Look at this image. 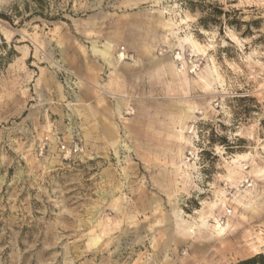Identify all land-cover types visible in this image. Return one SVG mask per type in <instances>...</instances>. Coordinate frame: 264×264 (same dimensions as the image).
Wrapping results in <instances>:
<instances>
[{"label":"rangeland","instance_id":"rangeland-1","mask_svg":"<svg viewBox=\"0 0 264 264\" xmlns=\"http://www.w3.org/2000/svg\"><path fill=\"white\" fill-rule=\"evenodd\" d=\"M258 253L264 0H0V264Z\"/></svg>","mask_w":264,"mask_h":264},{"label":"bare ground","instance_id":"bare-ground-1","mask_svg":"<svg viewBox=\"0 0 264 264\" xmlns=\"http://www.w3.org/2000/svg\"><path fill=\"white\" fill-rule=\"evenodd\" d=\"M182 20V19H181ZM185 43H190L191 44V46H192V48H193V51H200L201 49H200V47H199V44L195 41V40H192L191 38H189V37H187V36H185V37H183V38H179V43H178V45H180V47L181 46H183L182 44H185ZM111 50H112V46H111V44H109V43H107V42H105V43H103L102 44V46L101 47H99L96 43H92V45H91V51L93 52V54H95V55H97V56H100L109 66H112V67H114V64H113V57L111 56ZM118 58H119V60H122L123 59V54H119L118 55ZM215 78H217V77H215ZM188 114V113H187ZM110 138H112V141H111V144H115L116 143V141L118 140H116L115 138H116V136H115V134H113V133H111V137ZM241 155H237V157H240ZM235 160V159H234ZM237 172V171H236ZM217 202V201H216ZM216 202H214L213 204H212V206L211 207H214V206H216L217 205V203ZM245 206V205H244ZM247 207V206H246ZM220 208V207H219ZM244 208V207H243ZM201 217V216H200ZM202 221H203V219H202ZM206 221H208V220H206ZM202 225L201 226H205L206 224H205V221H203L202 223H201ZM209 225V224H208ZM197 227H198V225H197ZM225 227V226H224ZM213 229H211V234L214 236V237H220L222 234H223V232H224V228L221 226V225H219V224H216V226H214V227H212ZM190 229V228H189ZM196 230V229H195ZM206 231V230H205ZM189 232L191 233V234H194V229H190L189 230ZM200 234V233H199ZM189 235V234H188ZM195 235H197V234H195ZM194 235V236H195ZM193 236V235H192ZM99 236H94V235H91L90 237H89V243L91 244V245H95V244H97L98 242H99ZM257 238V241H258V243H262L263 242V240L259 237V236H257L256 237ZM218 239V238H217Z\"/></svg>","mask_w":264,"mask_h":264},{"label":"trees","instance_id":"trees-1","mask_svg":"<svg viewBox=\"0 0 264 264\" xmlns=\"http://www.w3.org/2000/svg\"><path fill=\"white\" fill-rule=\"evenodd\" d=\"M15 12H18L17 5L13 4L11 7ZM9 16V15H7ZM235 264H264V254L263 253H258L252 257L246 258L239 260Z\"/></svg>","mask_w":264,"mask_h":264},{"label":"built area","instance_id":"built-area-1","mask_svg":"<svg viewBox=\"0 0 264 264\" xmlns=\"http://www.w3.org/2000/svg\"><path fill=\"white\" fill-rule=\"evenodd\" d=\"M60 151L63 153V156H71L78 151H81L78 142H72L70 145L61 144Z\"/></svg>","mask_w":264,"mask_h":264}]
</instances>
